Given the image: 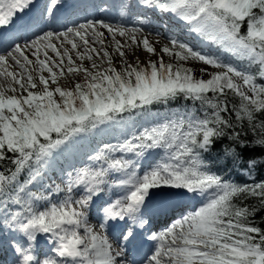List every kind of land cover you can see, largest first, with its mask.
I'll return each mask as SVG.
<instances>
[{
  "label": "snow or ice",
  "instance_id": "6c2138e0",
  "mask_svg": "<svg viewBox=\"0 0 264 264\" xmlns=\"http://www.w3.org/2000/svg\"><path fill=\"white\" fill-rule=\"evenodd\" d=\"M59 3L48 0L45 11L49 16ZM142 3L174 15L201 38L257 65L258 74L175 38L170 39L171 48L161 49L163 53L220 71L207 73L209 78L204 79L203 68L197 78L192 68L165 64L162 59L158 66L155 61L143 67L138 62L129 64L123 60L124 46L114 40L122 58L117 70L108 51L90 46L89 38L103 44L104 33L99 29H106L113 38L127 36L149 53L155 48L146 36L137 40L134 33L140 29L103 20H88L65 31H45L30 43H16L0 53V161L10 159L15 166L9 174L0 172V231L14 234L6 243L15 253V264H124L119 258L136 245L137 228L149 223L143 209L150 200L158 198L160 208L165 209L173 197L197 195L202 198L200 207L147 237L155 246L145 264H264V229L251 219L259 209L236 203L252 196L259 197L264 206V180L251 185L232 183L212 172L205 159L216 142L227 137L240 150L229 147L226 155L250 174L257 160L243 157V150L250 146L241 136L245 120L256 137L251 143L264 148V121L256 120L257 113L264 114V0ZM32 4L33 0H0V27L12 25ZM49 50L58 61L49 56ZM72 52L81 63H76ZM85 59L90 67H84ZM13 66L20 71L9 70ZM81 74L82 81L74 87L60 84L66 75L75 80ZM179 96L199 101L202 115L174 113L130 138L104 143L88 156L89 164L67 172L61 184L32 191L57 152L70 149L82 136L117 123L126 114H143L154 103ZM229 96L238 102L231 103ZM229 113L235 121L225 115ZM153 149H162L163 157L142 175L129 171L131 161L114 156L117 152L141 156ZM25 171L28 176L20 182L18 177ZM111 172L129 174L119 181L124 194L100 208L102 222L97 230L90 224V210ZM110 228L117 247L109 238ZM40 236L51 245L48 253L39 248Z\"/></svg>",
  "mask_w": 264,
  "mask_h": 264
},
{
  "label": "rangeland",
  "instance_id": "374dc122",
  "mask_svg": "<svg viewBox=\"0 0 264 264\" xmlns=\"http://www.w3.org/2000/svg\"><path fill=\"white\" fill-rule=\"evenodd\" d=\"M137 40H140L142 39L143 37L139 36L138 34L135 35ZM116 40L115 41H120L121 45L124 46L123 47V51L125 52V57L123 58L124 61H126L127 63L129 64H136L137 62L140 64V66H146L147 63L149 61H155L157 63V66L159 65V62L161 61V59L163 60V62L165 64L167 63H172L174 66L176 65H183L184 67H188V68H192L194 70V75L197 77V78H200L201 77V69H205L206 72L203 74V78L204 79H207L209 78L207 73H210V72H213V71H220V69H213L211 66H208V65H204L202 62H198V61H193V60H188V61H177L173 55H168V54H165L161 51V49L165 46H168V45H165L162 43L161 40H158V39H155V38H151L149 41L151 42L152 46L155 48V52L154 53H149L147 51H145L143 49V46H139L137 47L136 45L132 44L130 39L127 37V36H120L117 34V36L115 37ZM214 44V43H213ZM102 47L104 50L108 51L110 53V55L112 56V60H113V64L114 66L118 68L121 66V63H122V58L118 55V53L116 52V49H112V47H115V44H114V41L112 42V44H107L105 45L104 41H103V44H101ZM215 45V44H214ZM71 47V46H70ZM70 47H67L70 49ZM169 48H171V46H168ZM178 50V49H177ZM61 51H63V49H61ZM128 52H131L133 53V56H129L127 53ZM225 52H227L229 55H230V59L231 61H236L238 62L237 64V67L238 68H241L240 66V62H246V64H244V67L241 68V69H247L248 71H250L251 67L254 66L252 64H249L248 61L246 59L242 60L240 57L236 56L235 54H233L232 52L230 51H227L225 50ZM54 57L53 59L54 60H57L58 61V58L56 57L55 53L53 54ZM71 55L73 56V59L76 61L77 64L81 63L79 60H76V56H75V53L72 52ZM93 55V58L97 60V62H99V59L96 57V55L92 54ZM100 56L102 57L103 56V52L100 53ZM44 58V56L42 55V59ZM67 62V58H65V64ZM90 64L91 62L88 61L87 59H85L83 61V65L84 67H90ZM104 66H107L106 64ZM15 70L17 72L20 71V69H15L14 67L13 68H10L9 70ZM53 71H58V69L54 68ZM35 75V73H34ZM43 75L45 76H48V73L47 72H44ZM2 79V78H0ZM83 79L82 77V74L80 76H77L75 77V80H73L72 77H69V76H65L64 78H62L60 80V84L64 87H74V83L75 82H81ZM54 87V86H53ZM182 109H173V110H169V111H166V112H159V111H152V112H149V111H146L145 114H146V120L151 116L153 119L158 117L157 113H164L165 116L163 117L164 118H167V117H171L174 113H178V114H183L187 111H193L192 109L190 108H186V107H181ZM141 115H144V114H138L136 117L138 116H141ZM128 124H132L133 126L132 127H136V122H128ZM47 168V167H46ZM45 180H46V177H42V179L40 180V183L41 185L40 186H44L46 183H45ZM39 187V184L36 185ZM110 197L115 200L118 198V196H113V195H110Z\"/></svg>",
  "mask_w": 264,
  "mask_h": 264
},
{
  "label": "trees",
  "instance_id": "16d2710c",
  "mask_svg": "<svg viewBox=\"0 0 264 264\" xmlns=\"http://www.w3.org/2000/svg\"><path fill=\"white\" fill-rule=\"evenodd\" d=\"M229 101L231 103H236V101L233 99L232 96L228 97ZM225 115H230V118L235 121V116L229 114ZM256 120L257 122L259 121H264V114L257 113L256 114ZM237 131H241V129L237 128ZM241 136L243 139H246L249 141V147L247 149L243 150V157L245 160L248 158H255L256 160H261L264 161V148L260 146L253 145L251 142L256 138L253 136L252 131L248 128V123L245 120L243 122V131L241 132ZM220 145H226L227 147H237L233 141H230L227 137L222 138L219 140ZM218 143V142H217ZM237 150L239 151L240 149L237 147ZM11 156V154H8ZM13 164L11 163L10 159H5L3 161H0V172H5L6 170L12 168ZM243 203L244 205H249L252 207H256L259 209L255 216L252 217L251 219L253 220L254 224L256 226L261 227L264 229V206H261L260 203V198L259 197H252L249 196L247 199H244L243 197L239 198L236 200V203L240 204Z\"/></svg>",
  "mask_w": 264,
  "mask_h": 264
},
{
  "label": "bare ground",
  "instance_id": "6f19581e",
  "mask_svg": "<svg viewBox=\"0 0 264 264\" xmlns=\"http://www.w3.org/2000/svg\"><path fill=\"white\" fill-rule=\"evenodd\" d=\"M100 31V30H99ZM102 32V31H101ZM103 36H105V33H104V35ZM103 36H102V38H103ZM91 39V38H90ZM110 38H108V40H109ZM109 42L111 43L112 42V40H109ZM97 44V43H96ZM90 46L91 47H96V46H93L92 45V43H90ZM66 47V46H65ZM98 48V47H97ZM81 50H83V49H81ZM27 53V52H26ZM129 56H133V53H131V52H128L127 53ZM27 55L29 56V59H31V60H33V61H35V59H36V57H34V56H32L31 55V53H27ZM40 57H41V59H42V52H41V54H40ZM170 227V226H169ZM96 228H99V226H97ZM42 239V238H41Z\"/></svg>",
  "mask_w": 264,
  "mask_h": 264
}]
</instances>
